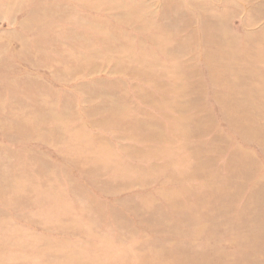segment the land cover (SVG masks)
<instances>
[{
  "label": "rangeland",
  "instance_id": "rangeland-1",
  "mask_svg": "<svg viewBox=\"0 0 264 264\" xmlns=\"http://www.w3.org/2000/svg\"><path fill=\"white\" fill-rule=\"evenodd\" d=\"M173 1L190 10L183 17L197 20L202 12L213 40L196 42L184 55L177 51L171 44L198 29L194 22L179 36L161 30L177 25L162 17ZM215 14H221L223 31L212 25ZM213 35L236 40L241 53L246 40L257 47L264 37V0H0V167L11 168L9 179L19 187L26 177L44 176L41 169L57 182L48 192L37 185L18 205L19 194L0 179V264H55L68 254L71 264H148L153 255L165 259L176 252L189 259L190 251L209 250L212 240L204 233L192 238L170 208L193 206L184 191L193 182H177L192 161L188 119L201 114L223 138L219 159L234 147L250 151L246 164L256 162L264 176L258 140L241 137L221 113L217 95L227 90L213 79L206 59L210 53L216 64L222 57ZM170 72L180 88L185 85L182 98ZM168 104L187 109L175 115ZM171 114L179 118L174 132L182 133L171 132ZM88 154L101 173L76 169L75 161ZM182 158L187 162L178 171ZM86 207H101L103 222L91 220ZM156 209L169 226L150 222ZM226 214L209 223L219 224ZM217 236L216 250L231 253L236 240L223 231Z\"/></svg>",
  "mask_w": 264,
  "mask_h": 264
},
{
  "label": "bare ground",
  "instance_id": "bare-ground-1",
  "mask_svg": "<svg viewBox=\"0 0 264 264\" xmlns=\"http://www.w3.org/2000/svg\"><path fill=\"white\" fill-rule=\"evenodd\" d=\"M50 1L53 2V0ZM172 4L162 14V17L171 23L177 22V25L175 28L173 26L161 27L163 32L179 36L187 28L191 27L194 22L197 23L198 29L196 34H193V31L190 32L177 45L171 44L174 48L176 47L177 51L182 52L184 55L185 51L190 48V50H195L194 44L196 42L201 45L213 40L209 39L211 25L208 20H204L206 17L204 18L202 12L197 15V20H194L195 18L192 19L189 14L185 17L182 16L186 11L190 12L187 6H184L179 1H173ZM89 6L91 5L89 4ZM33 10L36 12V8ZM216 14L213 17L210 16L213 22L212 25L215 26L217 31H223V24L220 22L221 14ZM214 42L221 47L222 53L219 56L222 55V57H217L215 64L213 62V57L215 58V56L206 52V59L210 63L213 79L215 78V81L221 85L222 89L227 90V92L217 95L220 101L221 113L237 129L241 137L246 140H258L257 144L264 154V37L259 40L255 48L248 44L246 40L244 53H241L240 50L238 51L236 40L229 41L223 35L216 36V41ZM16 51L18 57L25 59L24 51L19 48ZM172 62H175V58H173ZM11 63L13 67L14 62ZM219 65L222 66V71L218 70ZM161 74L164 75L163 72ZM169 76L173 80V86L180 88V81L176 78V74L170 72ZM183 88H185L184 84L176 92L177 98H182L181 89ZM168 106L171 113H175V115L176 112L184 115L187 109L186 107H180L178 104L172 106L168 104ZM170 116L171 132L175 133L174 129L179 128L180 125L179 118H172V114ZM201 117L202 115L198 113L188 119L190 126L193 128L187 133L189 136L187 137L186 135V137L189 141H193V145L190 147L188 143L185 144L190 147L191 151L188 152V156L192 158V161L183 167L184 173H182L180 181H177L181 184H185L184 182L187 181L188 183L193 182V184L184 189L186 194L192 197L193 206L179 207L177 204L172 203L170 208L180 216L179 221L175 219L174 224L176 225L178 221L180 225L181 222L184 223L185 221L192 238L204 233L206 238L212 240L206 246L209 250L205 252L203 248L196 255H193L194 252L190 251L188 252L189 259H184L185 257H181L176 252H172L174 256H168L165 259H158L162 256L161 254L153 255L148 264H264V176L259 174L260 167L256 162H254V166L246 164V161H249L250 157H252L250 151L239 150L234 147L235 150L225 155L223 161L219 159V155L222 154L219 143H222L221 140L223 138L220 135L216 136V132L214 133L209 128L207 120ZM177 133L182 132L178 130ZM210 133H213V136L210 139L206 138ZM234 156H239L242 160L237 158L238 161L235 160L236 162L234 163ZM91 157L93 155L88 154L80 161L76 160L74 163L76 169H80L85 174L90 172L101 173L98 167H92ZM186 162L187 158L178 160V171H182L180 168ZM173 165L175 163L173 164V161L169 160L168 166ZM84 166H88L92 170L90 171L89 168L88 171ZM10 169L0 167V179H3V182L8 184L14 193L19 194L20 199L16 200L19 202H16L18 205L24 204L22 198L24 196L27 198L28 194L35 192L37 185L40 186L38 189L41 192L51 191L53 184L57 185L55 179L49 182V175L46 174L45 170L41 169L39 172L44 174V176L40 178L26 177L24 181L26 186L22 187L21 185L19 187L18 183L9 179L8 171ZM82 175L80 177L83 179ZM100 184L99 188L104 191L105 187L103 185L100 186ZM250 184L251 186L248 187ZM72 189L74 191L76 187L73 185ZM1 191L0 194L4 196ZM46 199L44 198L36 203L47 202ZM100 208L86 207L84 210L91 215V220L102 221L103 215L99 211ZM156 210L151 216L150 222L154 224L155 228L169 226L166 218L162 216L161 209ZM220 213H228V216L226 214L227 217H224L219 224L209 223L210 219ZM145 221L147 222V219ZM83 222L88 224L86 221ZM139 223L142 224L143 221L140 220ZM179 225L177 230L180 228ZM221 231L224 232V235L226 234L225 237L231 236L236 240L237 244L234 247L232 246L231 249L233 251L231 253L217 251L214 246L221 239L217 236V233ZM90 234L91 232L86 233L88 236ZM212 244L213 247L211 248ZM57 252L58 250H55L54 253ZM132 254L133 250H131ZM58 257L55 264H71L73 262L70 254L65 256V258L62 255H58Z\"/></svg>",
  "mask_w": 264,
  "mask_h": 264
}]
</instances>
